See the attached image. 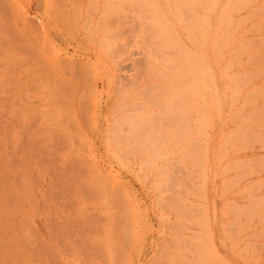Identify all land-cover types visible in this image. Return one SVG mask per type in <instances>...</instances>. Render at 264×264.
<instances>
[{
	"label": "rangeland",
	"instance_id": "rangeland-1",
	"mask_svg": "<svg viewBox=\"0 0 264 264\" xmlns=\"http://www.w3.org/2000/svg\"><path fill=\"white\" fill-rule=\"evenodd\" d=\"M0 264H264V0H0Z\"/></svg>",
	"mask_w": 264,
	"mask_h": 264
}]
</instances>
